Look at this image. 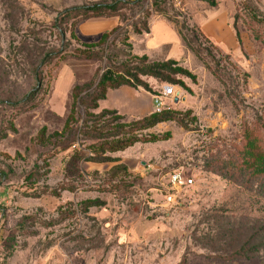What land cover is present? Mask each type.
I'll return each instance as SVG.
<instances>
[{
    "label": "rangeland",
    "instance_id": "1",
    "mask_svg": "<svg viewBox=\"0 0 264 264\" xmlns=\"http://www.w3.org/2000/svg\"><path fill=\"white\" fill-rule=\"evenodd\" d=\"M207 1L216 6L200 0H184L190 4L184 11L166 6V19L179 31L184 23L197 31L198 21L225 13L239 36L235 51L202 41L203 58L190 51L193 59L183 66L197 78H183L187 90L143 77L152 93L126 86L120 111L110 109L116 98L88 113L98 132H115L103 111H117L124 126L141 121L156 114L154 96L171 85L178 101H166L167 108L182 114L188 128L162 123L137 136L170 134L169 140L106 154L119 162L94 163L85 160L104 141L78 132L76 145L62 151L73 90L92 85L93 93L110 63L117 72L142 58L130 35L149 9H120L122 27L109 39L107 58L81 60L74 51L103 34L90 38L88 20L69 25L61 37L53 24L66 9L111 0H0V264H264V253L252 260L219 257L236 222L264 219V185L244 188L208 170L213 156L241 143L246 125L264 119V0ZM65 48L44 66L48 52ZM167 50L149 63L168 61ZM39 65L41 83L34 77ZM86 117L81 107L75 128L83 129ZM117 166L126 171L115 175ZM177 170L194 184L168 204Z\"/></svg>",
    "mask_w": 264,
    "mask_h": 264
},
{
    "label": "trees",
    "instance_id": "2",
    "mask_svg": "<svg viewBox=\"0 0 264 264\" xmlns=\"http://www.w3.org/2000/svg\"><path fill=\"white\" fill-rule=\"evenodd\" d=\"M200 1L210 3L214 7L216 6L213 1ZM175 2L176 0H138L135 3H132L130 0L99 2L93 5L66 9L59 13L53 25L62 37L66 33L69 25H71L73 30L82 22L91 19L119 18L118 12L122 8L129 7L130 10H141V12L146 8L149 9V12L144 14V20L141 22L140 28L134 27V33L137 35L149 34V20L151 17L154 15L166 17L165 7L169 6L177 9ZM121 27L122 23L113 29L111 33L103 34L101 40L96 44H83L82 49L79 48L74 51L75 57L81 60L102 61L106 59V53L110 49L109 39L117 34L121 30ZM181 29L179 33L185 47L201 60L203 58V50L200 48L201 42H211L212 40L203 33L199 26L196 31L184 23ZM71 33L75 37L74 32L72 31ZM237 37L239 39L238 35ZM211 43L214 44L213 42ZM94 48H98V50H93ZM65 51H67V48L63 51L54 49L48 52L47 58L43 62L44 66L60 57ZM206 51L208 52V50ZM108 60L110 59L108 58ZM42 68L43 66L39 65L34 69V77L40 83L43 81ZM116 70L117 72L114 71V67L110 63L99 79L93 93L90 91L92 85L76 86L74 88L70 116L61 134L62 136H67V143L62 147V151H67L76 145V135L79 132V134L84 135L89 140L104 141L100 144L99 149H93L92 157L84 158L86 159L85 161L94 163L119 162V160L107 158L106 154L125 151L138 143L153 144L167 141L171 137L170 134H165L164 136L143 138L137 136V133L153 129L166 122H176L181 127L188 128L185 118H181L182 114L172 110H165L160 114H153L148 118L125 126L119 124L125 120V117L120 116L116 111H103L101 114L102 117L111 116V121H109L108 125H115L117 127L115 129L117 130L109 134H101L98 132L97 128L93 126L95 122L91 120L92 118H89L88 113L91 110L99 109L100 102L106 100L109 91L128 86L134 89L142 88L152 93L151 87L143 80V77L154 78L161 83L172 84L187 90L188 88L183 78L191 79L193 82L197 79L195 75L176 61L169 60L163 63L151 64L147 56H143L141 59L135 57L132 63L125 65L122 69ZM34 99V93L28 95V103L33 102ZM81 107L85 109L87 116L83 123V129L75 128L74 126L77 123V116L80 113ZM90 123H92L91 126H89ZM109 139H112V141H109ZM228 149L224 153H219L210 159L208 162V170L222 175L235 183L242 184L244 188H250L251 185L257 183L264 185V119L259 118L252 125H246L243 128L241 143L233 149ZM81 160L82 158L78 159L79 162ZM211 163L213 165H210ZM122 171H126V168L117 166L114 174L117 175ZM90 203L92 206H97L96 201ZM3 211L0 208V212ZM221 220L223 221L224 218L221 217ZM236 224L239 228L228 233V240L224 242L225 249L219 256L220 259L223 261H237L259 258L264 253V219H254L249 226L240 223V220L234 225ZM182 264H185V262Z\"/></svg>",
    "mask_w": 264,
    "mask_h": 264
},
{
    "label": "crops",
    "instance_id": "3",
    "mask_svg": "<svg viewBox=\"0 0 264 264\" xmlns=\"http://www.w3.org/2000/svg\"><path fill=\"white\" fill-rule=\"evenodd\" d=\"M189 5V3H186L185 7ZM88 23H91L89 25H91L92 28L89 37L95 38L100 36V34H105L117 28L120 25V19L116 17L109 19L99 18L91 19ZM197 24L203 33L220 48L232 52L237 49L236 33L227 14L223 13L213 20H205L204 24L198 21ZM149 28V34L130 35V42L133 44L135 55L140 57L147 56L150 58L154 54L161 53L166 47L168 48L166 54L168 61L173 60L180 63L182 66H186V63L193 59L191 52L185 47L181 39L178 28L167 20L166 17H153L149 22ZM124 89L123 87L116 91L109 92L106 100L102 101L101 104L103 105L104 103L106 105L105 108H108L107 101L117 98V103H111L110 109L120 111L119 107L122 106L123 102L122 96L127 93Z\"/></svg>",
    "mask_w": 264,
    "mask_h": 264
},
{
    "label": "built area",
    "instance_id": "4",
    "mask_svg": "<svg viewBox=\"0 0 264 264\" xmlns=\"http://www.w3.org/2000/svg\"><path fill=\"white\" fill-rule=\"evenodd\" d=\"M132 3L138 0H130ZM175 6L177 9L183 11L184 0H176ZM177 99L176 87L171 85H164L159 94L154 96V104L156 108V113H162L165 110H170L167 108L166 101L175 102ZM194 181L187 177L185 172L182 170L174 171L169 178L170 193L166 196V201L168 204H173L176 202L178 196L183 192V190L192 187Z\"/></svg>",
    "mask_w": 264,
    "mask_h": 264
},
{
    "label": "water",
    "instance_id": "5",
    "mask_svg": "<svg viewBox=\"0 0 264 264\" xmlns=\"http://www.w3.org/2000/svg\"><path fill=\"white\" fill-rule=\"evenodd\" d=\"M180 95V93H178V96ZM178 101V99H176V102Z\"/></svg>",
    "mask_w": 264,
    "mask_h": 264
}]
</instances>
